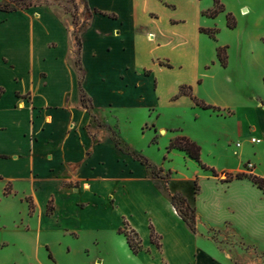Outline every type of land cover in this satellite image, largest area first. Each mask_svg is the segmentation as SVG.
<instances>
[{
	"label": "crops",
	"instance_id": "0c3cea01",
	"mask_svg": "<svg viewBox=\"0 0 264 264\" xmlns=\"http://www.w3.org/2000/svg\"><path fill=\"white\" fill-rule=\"evenodd\" d=\"M4 1L9 0H0V3ZM104 1L110 5L100 0H85L89 20L79 36L81 82L73 61V45L70 53L60 50L61 41L70 36L65 23L47 21L52 16L49 13L55 12L51 5L0 11V44L6 45L0 51V88L3 90L0 95V264H60L51 244L60 246L68 257L70 247L83 231L93 235L90 248L97 247L98 235L93 231L100 221L109 218L115 222L114 234L105 242V247L115 264L133 261L142 255L149 262L158 259L161 264H224L209 241L198 233L197 225L194 234L177 215L169 198L163 199L154 192L151 185L163 180L149 175V169L134 157L119 152L107 132L92 127V118L80 100L82 91L91 109L95 108L82 88L86 76L81 58L82 33L97 16L116 22L113 32L109 33L115 37L119 35L118 30L127 26L142 29L147 23L154 30L146 37L158 48L171 43L208 44V36L199 30L218 29L219 44L228 49L226 67L220 65L213 44L207 61L194 57L197 72L189 80L172 81L167 86L150 69L143 68L142 77H154L144 91L142 79L138 85L125 70L117 75L120 91L130 94L140 105L150 100L147 112L154 115L150 124L159 136L167 139L165 147L179 135L175 132L179 128L172 124L159 125L161 119L193 118L205 127L199 133L211 141L226 146L227 140L242 139L252 147L258 145L256 151L263 157L264 0H220L224 12L214 18L206 15L213 8V0ZM228 13L235 20L232 29L227 27ZM14 15H19L20 21L8 22ZM17 44L27 45L19 54L10 53L7 48L14 49ZM154 63L157 68L173 71L181 68L173 58H156ZM184 85L191 86L193 96L217 111L200 109L187 96L175 99ZM107 110L111 113L110 103ZM213 124L221 126L208 135ZM183 135L200 145L201 157L204 141L191 132ZM251 138L260 143L252 145ZM235 147L242 150V155L246 153L245 145L236 143ZM176 155L191 161L182 151L166 152L168 158ZM252 166L251 173L258 174V167ZM218 171L245 173L242 160L235 168L224 167ZM199 174L200 181L210 186L211 211L214 214L222 210L230 212L229 217L214 227L229 222L238 228L239 223L233 217L242 215L250 220L254 216L250 197L256 188L251 181L221 182L207 171ZM258 175L264 177L263 173ZM5 186L10 190L7 195L3 194ZM41 188L47 190L44 201L39 204L37 190ZM202 193L201 183L196 198ZM29 202L33 206L32 214H29ZM49 203L53 210L47 213ZM1 211L5 214L1 215ZM1 216L8 220L7 225L2 224ZM195 218L198 222L196 212ZM33 219L38 220L34 227ZM125 225L139 240L141 250L136 254L130 250L126 237L119 233ZM151 230L158 237V246L151 241ZM199 238L210 245L208 251L198 245ZM38 246L44 248L45 258L33 255ZM48 252L53 260L48 258ZM85 257L89 264L102 263L90 255Z\"/></svg>",
	"mask_w": 264,
	"mask_h": 264
},
{
	"label": "rangeland",
	"instance_id": "374dc122",
	"mask_svg": "<svg viewBox=\"0 0 264 264\" xmlns=\"http://www.w3.org/2000/svg\"><path fill=\"white\" fill-rule=\"evenodd\" d=\"M100 1L106 6L110 5L108 1ZM47 3L56 12L49 13L52 16L47 21L58 20L65 23L64 25L67 27L71 38L67 36L61 41L60 50L64 53H70L73 45V61L75 64V61L80 57L77 54V40L81 30L87 25L89 20V14L85 8V0H49ZM20 18L19 15H14L9 18L8 22H19ZM115 26L116 22L97 16L90 20L87 30L82 33L83 49L81 58L82 66L86 73L82 88L95 106L94 109H87L92 118V127L104 130L113 141L118 142L117 148L119 152L132 157H134L132 154L138 153L148 160L151 166L155 168V175L163 180V182L157 181L151 185L154 192L158 193L161 198H168L169 191H178L189 201H187L188 204L195 208L198 216V222H196L198 233L200 232L209 241L212 246L211 249L224 264H264V192L253 184L256 191L251 195L250 199L253 200L251 210L254 211V216L250 220L238 215L236 218H232L234 221H238V228L229 222L220 227H214L220 225L221 220L225 217H229L230 212L222 210L214 214L211 211L210 186L205 181H200L201 176L199 173L203 172V169L185 156L176 155L170 158L166 156L167 146L165 147V145L167 144V139L159 136L158 131L152 128L150 124L154 117L151 112H147V103L150 100H147L146 104L140 105L130 98V94L121 93L117 76L119 71L126 70L128 77L138 85L140 84L138 81L142 79L144 91L148 90L147 88L153 82L154 77H142L141 71L143 68L150 69L152 74L159 81H164L167 86L172 81H187L195 76L197 72L196 56H200L202 61H207L212 55L213 44L215 45V51L217 48L225 47V52L228 56L227 47L220 45L217 39L219 30L213 29L216 30L214 39L203 33L210 40L208 44L205 42L196 44L171 43L162 44L156 48L153 42H150L146 37L149 31L154 30L151 24L146 23L142 29L127 26L122 30H118V37L109 35V33L113 32ZM1 27L0 31L2 30ZM176 40L179 39L176 38ZM26 45L17 44L14 49L9 47L7 49L12 54H19V51L21 53ZM5 46L0 44V51ZM137 52H139L138 56H134ZM162 57L173 58L179 62L181 68L175 69V71L167 68H157L154 60ZM144 73L149 74L148 71H144ZM83 103L85 107L91 106L87 97ZM109 103L111 104V113L107 110ZM171 124L179 128L175 131L179 135H183L187 131L197 134L196 136L204 141V148L200 157L201 163L213 168L216 172L219 173L218 169L224 167L235 168L239 161L242 160L244 169L247 163H251L258 167V174H264V156L262 157L256 151L258 150V145L252 144V147L245 140L232 138L227 140L226 146H222L221 142H213L204 133H199L205 127L193 118H189L187 121L184 118L174 121L164 118L159 123V125ZM220 126V124H213L208 131V135ZM227 128L228 126L225 125V131ZM236 143L242 146L245 145L246 153L242 155V150L235 147ZM197 145L200 147L199 144ZM159 168L161 171H158ZM167 169H171V171ZM207 173L211 176L210 172L207 171ZM245 173L251 172L245 170ZM252 174L264 178L258 174ZM149 175H151L150 170ZM192 177H194L193 181L190 180ZM194 181H196L198 188L201 183L203 184V193L199 198H196L193 193ZM46 190L45 188L37 190L39 204L44 201ZM4 214L5 212L1 211V215ZM1 222L7 225L8 220L1 216ZM35 222L36 219L31 221L33 227ZM99 224V227L93 231V234L98 235L99 244L97 247L90 248V241L93 235L90 232L83 231L80 239L70 247L71 252L68 257L65 256V251L63 252L60 246L51 244L52 252L58 263L89 264L85 256L90 255L91 258L101 260V264H115L110 259L105 247V242H108L113 237L115 222L109 218L108 220L100 221ZM124 230L128 233L131 231L127 226L124 227ZM205 244V240L202 238L198 239V245L208 251L210 245ZM84 249H88L89 252L86 251L84 253ZM33 255L39 259L45 258L44 248L38 246ZM122 264H161V262L158 259H155L154 262H149L147 257L142 255L133 261H125Z\"/></svg>",
	"mask_w": 264,
	"mask_h": 264
},
{
	"label": "trees",
	"instance_id": "16d2710c",
	"mask_svg": "<svg viewBox=\"0 0 264 264\" xmlns=\"http://www.w3.org/2000/svg\"><path fill=\"white\" fill-rule=\"evenodd\" d=\"M47 1L49 0H9V1H4L0 3V11L3 12H14V11H21V10H25L30 6L33 5H40V4H48ZM224 12V7L221 4L220 0H213V8L208 11L206 13V15L208 17H216L218 14ZM226 20H227V27L232 29L235 27V20L233 18V16L231 14H226ZM201 33H205L207 34L210 38L214 39L215 34H216V30H208V29H203L201 28L199 30ZM80 48H81V43L80 40H77V54L79 55L80 53ZM225 47L222 48H217L216 50V56L217 59L219 61V63L221 64L222 67H226V59H227V55L225 52ZM75 65L77 67V71L79 72V76H80V82L83 78V71L81 69L80 66V59L78 58L77 61H75ZM3 92V90L0 88V95ZM179 96H187L191 99V101L193 102V104L203 110H213V111H217V108L209 106L207 104H205L203 101H201L200 99L196 98L195 96L192 95L191 93V87L190 86H181L179 89V94L177 96H175L174 98L177 99ZM86 98L85 94L82 93L81 91V103L82 106L85 109H90V107H85L84 105V99ZM89 101V99H88ZM116 146L119 145L118 142H115ZM172 150H178V151H182L184 152V154L191 160H193L195 163H197L201 169H203L204 171H208L211 173V176L214 178L219 179L221 182H231L233 180H241V179H248L250 180L258 189L262 190L264 192V178H260L257 177L255 175H253L252 173H226V172H216L213 168H210L204 164L201 163L200 160V147L193 141H191L189 138H187L184 135H178L177 137H175L173 140H171L169 142V144L166 147V151H172ZM134 156V158L139 161L142 165H144L145 167H147L150 170V173L152 175L153 178H159L158 176L155 175V168L153 166H151V164L148 162V160L138 154H132ZM158 171H161V169L159 168ZM223 177V178H222ZM1 179V177H0ZM194 185V194H198L199 192V188L198 185L196 184V181H194L193 183ZM10 193L9 187L5 186L4 188V195H7ZM168 198L169 201L172 205V207L175 209L177 215L180 217V219L183 221V223L188 227V229L192 232V233H196L197 229H196V218H195V208L190 206L186 200V198H184L180 192L178 191H169L168 192ZM25 201L27 202L28 199L26 198ZM53 210V207L51 206V204L49 203L47 206V213H50ZM33 212V206L31 205V203L29 202V214H32ZM126 227V225H125ZM119 233L123 234L126 237L127 240V244L130 248V250L136 254L141 250V246L139 244V240L136 236L135 233H133L132 231H130L129 233L127 231L123 230H119ZM150 238L152 243H154L155 245L158 246L157 243V239L158 237L155 235V233L153 232V230H151V234H150ZM48 250V249H47ZM48 258L53 260L52 255L50 252H48Z\"/></svg>",
	"mask_w": 264,
	"mask_h": 264
},
{
	"label": "built area",
	"instance_id": "2783aa9c",
	"mask_svg": "<svg viewBox=\"0 0 264 264\" xmlns=\"http://www.w3.org/2000/svg\"><path fill=\"white\" fill-rule=\"evenodd\" d=\"M250 143L251 144H258V143H260V140H258L256 138H251ZM252 168H253V166L251 163H247V165L245 166V170L249 171V172H251Z\"/></svg>",
	"mask_w": 264,
	"mask_h": 264
}]
</instances>
